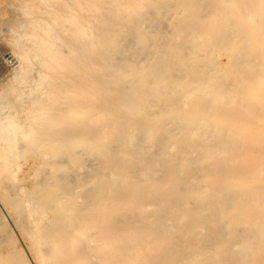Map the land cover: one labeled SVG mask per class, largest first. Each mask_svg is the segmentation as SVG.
Segmentation results:
<instances>
[{
  "label": "bare ground",
  "instance_id": "1",
  "mask_svg": "<svg viewBox=\"0 0 264 264\" xmlns=\"http://www.w3.org/2000/svg\"><path fill=\"white\" fill-rule=\"evenodd\" d=\"M0 44V264H264V0H0Z\"/></svg>",
  "mask_w": 264,
  "mask_h": 264
},
{
  "label": "rangeland",
  "instance_id": "2",
  "mask_svg": "<svg viewBox=\"0 0 264 264\" xmlns=\"http://www.w3.org/2000/svg\"><path fill=\"white\" fill-rule=\"evenodd\" d=\"M0 46V81H3V79L11 73L15 60L8 48L6 49V47L1 44ZM225 58L226 57L223 56V59Z\"/></svg>",
  "mask_w": 264,
  "mask_h": 264
}]
</instances>
